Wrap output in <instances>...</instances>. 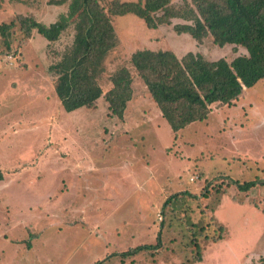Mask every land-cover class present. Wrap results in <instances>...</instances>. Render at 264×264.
<instances>
[{"label": "rangeland", "instance_id": "obj_1", "mask_svg": "<svg viewBox=\"0 0 264 264\" xmlns=\"http://www.w3.org/2000/svg\"><path fill=\"white\" fill-rule=\"evenodd\" d=\"M48 1L27 8L0 0V25L18 14L54 20L64 7ZM184 22L150 29L133 14L113 17L118 41L100 79L104 94L117 69L135 72L131 55L140 49L229 61L246 53L211 35L199 42L177 33ZM73 38V26L55 42L17 27L9 49L0 34V264H260L264 185L237 191L231 183L264 179V79L177 133L134 73L137 96L124 118L104 95L67 112L49 66ZM158 240L155 249L119 254Z\"/></svg>", "mask_w": 264, "mask_h": 264}, {"label": "trees", "instance_id": "obj_2", "mask_svg": "<svg viewBox=\"0 0 264 264\" xmlns=\"http://www.w3.org/2000/svg\"><path fill=\"white\" fill-rule=\"evenodd\" d=\"M8 3L27 8L38 5L37 0H8ZM48 4L64 10L50 21L36 14H18L0 25V34L10 49L17 27L26 36L37 31L48 42H55L73 26L72 44L49 66L56 77L55 93L67 112L93 107L104 95L112 114L124 118L129 103L137 96L134 73L177 133L194 122L206 120L214 104L231 106L245 89L264 79V0H184L181 5H173L171 0H49ZM127 14L142 19L150 29L179 18L185 22L174 25L177 33L190 34L199 42L211 35L216 45L240 46L246 53L229 61L223 57L210 60L191 51L179 57L171 49H140L131 55L135 72L124 66L117 69L111 76V87L104 94L100 79L106 70V59L118 41L113 17ZM3 179L0 169V182ZM231 184L237 191H248L258 184L264 185V179L234 180ZM227 190L216 187V191L226 194ZM177 194L167 198L163 206L170 204ZM213 239L219 241L222 235ZM160 245L158 240L156 245L142 244L119 254L129 257ZM260 260L264 264V258Z\"/></svg>", "mask_w": 264, "mask_h": 264}, {"label": "crops", "instance_id": "obj_3", "mask_svg": "<svg viewBox=\"0 0 264 264\" xmlns=\"http://www.w3.org/2000/svg\"><path fill=\"white\" fill-rule=\"evenodd\" d=\"M245 115V114H244ZM246 116V115H245ZM247 117H249V114H248V116ZM253 117L255 118V117H257V115H253ZM250 118V117H249ZM237 122H239L241 125L243 124V123H241L240 122V120L239 121H234V123H237ZM262 158V157H261ZM96 222H97V220H96ZM99 222V221H98ZM101 224L103 223V221L102 222H100ZM102 226H103V224L102 225H100V226H98V229L100 228H102ZM99 229V230H100ZM115 229H116V232L119 230V226H117L116 225V227H115ZM104 232H105V230H103ZM119 232V231H118ZM142 245V244H141ZM122 252H124V251H119V253H122ZM112 255H115V252L112 254Z\"/></svg>", "mask_w": 264, "mask_h": 264}, {"label": "built area", "instance_id": "obj_4", "mask_svg": "<svg viewBox=\"0 0 264 264\" xmlns=\"http://www.w3.org/2000/svg\"><path fill=\"white\" fill-rule=\"evenodd\" d=\"M9 58L11 59V58H12V56H9ZM191 180H194V178H193V177H191ZM158 219H159V220H162V219H163V216H162V214H161V213H158Z\"/></svg>", "mask_w": 264, "mask_h": 264}]
</instances>
